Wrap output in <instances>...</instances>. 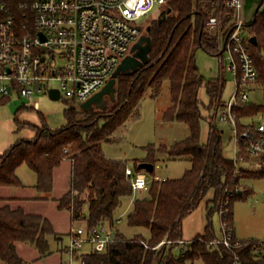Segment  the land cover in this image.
Wrapping results in <instances>:
<instances>
[{"label":"trees","instance_id":"obj_1","mask_svg":"<svg viewBox=\"0 0 264 264\" xmlns=\"http://www.w3.org/2000/svg\"><path fill=\"white\" fill-rule=\"evenodd\" d=\"M20 29L23 25L33 27L34 15L22 7L33 0H3ZM228 0H167L164 15L147 30L151 40L148 62L136 73L120 75L116 84V101L106 111L84 112L74 100L66 102L65 126L53 130L46 119L41 124L22 122L18 118L24 106L15 114L16 132L30 129L32 139L18 140L0 154V188H23L17 171L27 166L36 176V190L51 194L54 190V172L66 160L72 164L70 189L60 198L57 209L68 211L71 227L78 223L97 226L102 223L114 225L119 211L134 191L126 177V165L106 158L102 143L111 141L113 134L134 114L148 90L151 97L158 98L167 82L171 105L163 113L166 123H181L188 127V136L171 146H149L148 158L136 162L134 169L148 162L154 171L144 198L134 201L128 214L129 227L149 231L146 239L136 236L125 239L118 231L119 241L104 253H90L85 264H186L202 261L204 264H233L230 252L223 247L211 248L208 243L217 238L212 217L219 214L221 223L234 232L233 204L250 192L243 182L264 177L261 170L237 168L232 158L225 156L222 135L210 124L209 137L202 142L203 123L212 119L213 108L225 86L223 77L206 81L197 65L196 54L204 50L211 56L222 55V38L226 39L234 27V10L227 6ZM219 21V31L208 26L210 18ZM244 33L251 44L253 56L264 95V11H258L253 22L245 24ZM221 39V40H220ZM202 88L206 89L210 103L205 106L199 99ZM10 98H0V106L8 105ZM264 112L262 105L249 104L240 108L239 118ZM185 160L191 168L176 180H155V170L161 160ZM212 193L208 202L205 231L192 243L180 245L184 240L183 221L196 211ZM57 238L52 223L40 215H28L21 208L0 207V260L3 264H25L17 252V244H29L39 254L38 260L53 255L49 238ZM167 241L160 250L152 248ZM146 243L151 249H147ZM240 250L248 264H264V256L255 261L252 255L255 241ZM64 248V247H63ZM62 249V248H61ZM182 249V250H181Z\"/></svg>","mask_w":264,"mask_h":264},{"label":"built area","instance_id":"obj_2","mask_svg":"<svg viewBox=\"0 0 264 264\" xmlns=\"http://www.w3.org/2000/svg\"><path fill=\"white\" fill-rule=\"evenodd\" d=\"M167 0H33L22 7L34 15L33 27L16 25L7 4L0 0V98L10 102L25 98L38 111L40 105L34 95L51 90L50 83L58 80L69 100L79 105L87 102L108 83L122 62L132 54L133 47L144 36L137 22L148 16L157 5ZM227 6L235 13V24L222 46L221 60L227 55L226 67L235 77V90L229 99L223 98L225 86L208 120L221 135L220 121L232 130L233 160L237 168L261 170L264 175V112L239 118L237 111L249 104L252 92L262 90L259 75L251 54V42L244 33L243 0H228ZM209 28H219L218 18L212 17ZM256 105V104H255ZM126 177L134 192L148 191L152 178L146 171L126 168ZM157 181H164L155 177ZM102 223L88 226L78 223L71 227L69 244L64 253L69 260L63 264H85L90 253H104L119 241L117 226ZM222 224V223H221ZM192 241H179L180 245ZM167 241L153 250H160ZM147 249H151L143 242ZM211 248L223 247L231 253L233 264H248L240 250L250 243L233 237L232 231L222 225V236L208 243ZM84 248H89L83 252ZM252 255L259 261L264 256V243L253 245Z\"/></svg>","mask_w":264,"mask_h":264},{"label":"rangeland","instance_id":"obj_3","mask_svg":"<svg viewBox=\"0 0 264 264\" xmlns=\"http://www.w3.org/2000/svg\"><path fill=\"white\" fill-rule=\"evenodd\" d=\"M258 3L257 0H249L248 2L249 7L253 8ZM163 11V7L157 5L148 16L143 17L137 22V24L144 29V34H146L148 28L161 17ZM217 30V33L222 36L223 33H220L219 29ZM221 38L224 43V37ZM223 59L225 63L222 62L220 56H211L202 49L196 54L197 65L206 81L223 76L227 83L223 98L227 100L234 93L235 77L225 68L223 71V67L228 65L226 54L223 55ZM49 86L50 88L60 89L61 82L55 80L52 81ZM199 99L205 106L209 105L210 100L205 88H202L200 91ZM33 101L39 103L40 109L36 111L28 104L24 105L23 110L18 113L20 121L40 125L41 117L43 116L49 127L53 130L65 126L66 120L64 111L66 109V102H70L69 99L66 98L65 92H62L61 99L58 101L51 100L47 93L34 95ZM250 101L256 105H262L264 103L263 91L259 89L252 92ZM8 105L0 106V149H4L10 139L15 143L18 140L32 139L34 137V132L30 129L23 130L19 133L16 132L14 124L16 115L11 112ZM170 105V90L167 82L164 84L162 93L158 98H152L151 90H148L137 108V114L132 115L126 123L113 134L111 141L102 143L106 158L121 161L126 167L134 170L136 168V162H142L148 158L149 153L147 148L149 146H155V148L161 145L171 146L185 139L189 134L186 125L181 123H166L162 120L163 112ZM217 126L219 129L226 130V133L222 135L225 156L233 159L234 150L230 140L232 130H230L228 125L220 121L217 123ZM209 129V123H203L201 135L202 142L208 140ZM157 165L155 176L168 180L182 178L185 172L191 168V164L185 160L173 161L164 159L158 162ZM21 172L25 182L36 183V175L27 166H23ZM69 172L70 164L68 161H65L55 174V189L54 193L49 196V202L34 206V209L29 208V211L39 212L52 222L57 234V238H49L53 255L47 259L38 260L39 254L34 247L29 244L18 243V254L24 259L25 264H63L65 261L69 260L68 255L64 253L63 247L69 244L67 232L70 231L72 225L70 213L59 212L56 202H54L62 197L69 188ZM243 185L250 193L242 199L234 201L235 235L239 241L264 243V177L246 180L243 182ZM146 196L147 193L145 192H134V196L124 202L122 209L118 213L121 222L117 226V229L125 239H132L136 236H142L146 239L150 237L148 230L138 227H129L128 225V214L132 210L134 201L137 198H144ZM212 196L213 194L209 193L199 208L183 221L185 239H192L204 233L207 225L208 202L212 199ZM212 222L217 237H221L222 224L221 217L218 213L212 217ZM75 225L77 226L78 224ZM88 250L89 248H84L83 252H87ZM0 264H3L1 260ZM186 264L192 263L187 262ZM193 264L204 263L202 261H196Z\"/></svg>","mask_w":264,"mask_h":264},{"label":"water","instance_id":"obj_4","mask_svg":"<svg viewBox=\"0 0 264 264\" xmlns=\"http://www.w3.org/2000/svg\"><path fill=\"white\" fill-rule=\"evenodd\" d=\"M264 0L258 10L263 6ZM165 13L163 12L162 15ZM250 42L257 45V38H251ZM151 48V40L148 36H143L139 42L133 47L132 55L128 56L118 69L114 72L106 86L97 94L92 96L87 102L79 104V108L84 112H92L94 110L106 111L111 102L116 101V84L120 75H131L136 73L149 60L148 54ZM49 97L53 101L61 99L59 90H51ZM29 103L28 99L21 98L9 103V109L13 114H16L22 106ZM141 171L152 173L154 165L148 162H143L139 165Z\"/></svg>","mask_w":264,"mask_h":264},{"label":"crops","instance_id":"obj_5","mask_svg":"<svg viewBox=\"0 0 264 264\" xmlns=\"http://www.w3.org/2000/svg\"><path fill=\"white\" fill-rule=\"evenodd\" d=\"M262 1L263 0H257V2H259V3L257 5H255L254 8H253V7H249V4H248L249 0H243V2H244V18H245L246 24H249V23L254 21L255 15L258 12L257 10H258L259 6L261 5ZM259 11H264V3H263V6L259 9ZM221 77H223V76H221ZM13 144H14L13 140L10 139L8 141L7 145L4 147V149H0V154L4 153L6 150H8ZM66 161H68V160H66ZM68 162L70 164V172H69V176H70L71 175L72 164H71L70 161H68ZM21 168L18 169L17 174H18V177L21 180V182H22L24 187L23 188H5V187L0 188V207L10 206L12 209L21 208L28 215H40V216H43V217L47 218L46 216H44L43 214H41L39 212L29 211V208H33L34 206H37V205H40V204L48 203L49 200H50L49 196L54 193V190L49 195L48 194L39 193L36 190L37 181H36V183L25 182L24 179H23V174L21 172ZM58 169H56L55 172H54V182H55V174H56ZM36 179H37V176H36ZM54 189H55V184H54ZM69 189H70V178H69V188L62 195V197L69 191ZM27 193L30 194V195H28ZM62 197H60V198H62ZM58 200L54 201V202H56V206L58 205V203H57ZM64 212H68V211H64ZM47 219L49 220V218H47ZM70 219H71V215H70ZM67 233H69V231ZM200 235H198V236H200ZM198 236H196V237H198ZM196 237H194L192 239H185L184 238V241H192ZM17 252H18V250H17Z\"/></svg>","mask_w":264,"mask_h":264},{"label":"flooded vegetation","instance_id":"obj_6","mask_svg":"<svg viewBox=\"0 0 264 264\" xmlns=\"http://www.w3.org/2000/svg\"><path fill=\"white\" fill-rule=\"evenodd\" d=\"M144 36H146V34H144ZM132 55V54H131Z\"/></svg>","mask_w":264,"mask_h":264}]
</instances>
